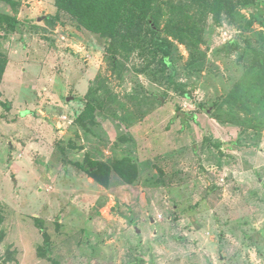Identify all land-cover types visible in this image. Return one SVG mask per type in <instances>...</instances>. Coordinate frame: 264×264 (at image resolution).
Masks as SVG:
<instances>
[{
  "label": "rangeland",
  "instance_id": "obj_1",
  "mask_svg": "<svg viewBox=\"0 0 264 264\" xmlns=\"http://www.w3.org/2000/svg\"><path fill=\"white\" fill-rule=\"evenodd\" d=\"M235 1L233 17H205L198 48L169 38L159 74L149 47L111 63L109 40L67 16L43 21L53 0H20L18 29L0 31V264H264V112L250 70L264 0ZM89 89L97 111L79 120ZM90 161L109 166L108 187L80 169Z\"/></svg>",
  "mask_w": 264,
  "mask_h": 264
},
{
  "label": "trees",
  "instance_id": "obj_2",
  "mask_svg": "<svg viewBox=\"0 0 264 264\" xmlns=\"http://www.w3.org/2000/svg\"><path fill=\"white\" fill-rule=\"evenodd\" d=\"M0 4L9 7L11 11L10 14L0 10V31L4 38L7 33L16 32L18 29L20 0H0ZM53 5L56 15L43 16V21L48 26L58 23V15L67 16L77 29L109 40L106 52L111 63L116 61V53L119 50L127 53L137 50L145 52L144 49L149 47L151 59L159 60V74H165L168 65L170 66L168 58L171 55L172 42L169 38L196 49L201 39L205 17L210 15L216 22L225 17H233L242 3L235 0H53ZM235 44L233 40L227 46L233 48ZM251 52L253 59L250 70L255 74L259 96L257 101L263 106L264 112V48H252ZM6 63V58L0 53V84ZM168 81L174 85L170 78ZM176 90L188 98V93L182 88L176 87ZM92 96L89 89L86 95L87 103L79 120L95 117L97 104ZM229 98L234 101V106L243 107L241 100L231 96ZM203 110L209 112L213 107H204ZM191 119L196 121L193 115ZM119 164L125 167L120 176L127 183L131 182L134 165L124 159ZM80 169L95 182L108 187V178L104 179L105 176L109 177L110 173L107 164L90 161L81 165ZM2 220L0 217V225ZM1 240L0 237V242Z\"/></svg>",
  "mask_w": 264,
  "mask_h": 264
},
{
  "label": "built area",
  "instance_id": "obj_3",
  "mask_svg": "<svg viewBox=\"0 0 264 264\" xmlns=\"http://www.w3.org/2000/svg\"><path fill=\"white\" fill-rule=\"evenodd\" d=\"M228 34H229V31L227 32V31H222V36L223 37H225V38H227L228 37ZM229 39H231V37H228Z\"/></svg>",
  "mask_w": 264,
  "mask_h": 264
},
{
  "label": "crops",
  "instance_id": "obj_4",
  "mask_svg": "<svg viewBox=\"0 0 264 264\" xmlns=\"http://www.w3.org/2000/svg\"><path fill=\"white\" fill-rule=\"evenodd\" d=\"M53 8H54V10H55V13H56V9H55L54 5H53ZM72 24H73V23H72Z\"/></svg>",
  "mask_w": 264,
  "mask_h": 264
}]
</instances>
